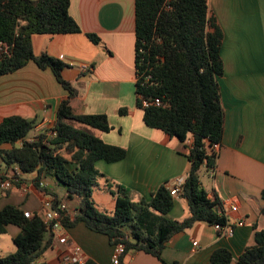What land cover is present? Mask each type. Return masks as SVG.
<instances>
[{
	"label": "crops",
	"instance_id": "crops-1",
	"mask_svg": "<svg viewBox=\"0 0 264 264\" xmlns=\"http://www.w3.org/2000/svg\"><path fill=\"white\" fill-rule=\"evenodd\" d=\"M70 2V14L81 33L35 35V55L46 54L68 65L62 75L78 91L77 98L71 103L73 112L107 115L113 130L110 133L96 131V135L107 144L127 150L123 161H99L96 164L105 176L100 185L104 186L106 180H110L130 190L133 201L149 199L162 185L186 177L192 140L184 144L161 130L148 127L143 110L137 106L136 1ZM209 2L211 13L224 33L221 49L224 75L219 79V85L225 111V132L218 149L217 168L209 172L212 184L207 187L201 182L210 199L218 198L223 203L230 224L239 220H245L246 224L237 227L233 237L219 234L208 223H198L176 234L162 254L168 264H210L213 253L219 249L229 250L236 264L243 252L255 245L256 232L264 230V0ZM90 34L99 37L101 42L93 43L88 37ZM226 47L233 56H225ZM67 96L51 69L42 70L30 62L21 70L0 77V124L14 116L34 121V133L27 138L33 141L54 128L59 107ZM123 109H127L126 115L120 114ZM22 145V141L17 143V147ZM10 148V145L2 147L4 150ZM16 170H7L0 157L1 174L10 177ZM36 177L37 174H20L19 181L10 190L0 189V212L12 205L41 215L45 195L35 186ZM42 182L51 194L67 202L70 216L74 218L78 214L79 200L76 199L78 205L73 213L67 195L60 197L54 189V186H60L56 178L47 177ZM24 187L27 192L23 191ZM106 193L110 195V207L95 200L101 211L116 206V197L107 190ZM232 207H238V211L231 212ZM186 210V200L178 198L171 217L183 220ZM21 232L19 227L10 225L6 235L14 242ZM64 233L69 245L81 247L88 261L112 264L114 245L107 236L90 231L82 222L71 228L65 226ZM194 242L199 245L195 247ZM66 250L70 248L54 239L35 264H63L61 254ZM9 252L15 253L16 247H11ZM0 255L8 254L0 249ZM123 261L124 264H162L144 252H130Z\"/></svg>",
	"mask_w": 264,
	"mask_h": 264
},
{
	"label": "trees",
	"instance_id": "trees-1",
	"mask_svg": "<svg viewBox=\"0 0 264 264\" xmlns=\"http://www.w3.org/2000/svg\"><path fill=\"white\" fill-rule=\"evenodd\" d=\"M135 1L137 106L143 110L148 127L184 144L192 140L187 155L190 167L179 197L187 202L188 216L183 220L171 217L177 198L168 183L149 199L133 201L130 190L106 180L104 188L116 197V206L110 213L98 209L93 194L105 176L96 164L123 161L127 150L96 135V131L113 130L107 115L73 112L71 103L78 91L62 75L68 65L46 54L36 56L33 49L35 35L81 33L70 14V0H0V77L34 62L42 70L51 69L68 93L52 129L54 138L48 132L30 142L27 138L35 122L18 116L6 118L0 124V157L7 170L18 168L26 175L37 174L34 184L46 195L51 192L42 188L41 182L55 177L66 188L68 200H79L78 214L63 221L66 227L82 222L90 231L107 236L113 245L123 243L126 254L144 252L168 264L162 254L176 234L198 223H227L220 214L223 203L210 199L200 178L202 169L216 170L219 152L215 146L222 145L225 132L219 85L224 75V33L211 13L209 0ZM88 37L95 44L101 42L96 35ZM157 100L160 105L155 104ZM143 101L150 105L145 108ZM127 113V109L120 111L121 115ZM19 141L23 142L21 147H17ZM4 145L11 148L4 150ZM262 195L264 198V192ZM10 225L22 232L14 239L16 252L0 255V264H33L54 241L38 214L26 218L25 211L12 205L0 212V236L7 234ZM210 264H234L232 253L216 250ZM236 264H264V230L256 232L255 245L247 248Z\"/></svg>",
	"mask_w": 264,
	"mask_h": 264
},
{
	"label": "built area",
	"instance_id": "built-area-1",
	"mask_svg": "<svg viewBox=\"0 0 264 264\" xmlns=\"http://www.w3.org/2000/svg\"><path fill=\"white\" fill-rule=\"evenodd\" d=\"M84 68L88 69V66ZM156 105H160V101L155 102ZM150 104L147 101H143V106L146 108ZM50 138H54L56 133L51 129L48 133ZM32 142V141H30ZM215 149H219V146L216 145ZM20 174H23L18 168L12 176H8L4 178L5 175L0 173V189L4 191L10 190L15 183H17L20 179ZM185 183V177L177 178L170 184H168V189L171 191V194L175 196L177 199L180 197L181 187ZM41 187L47 189V185L44 182H41ZM24 192H27V188H23ZM45 199L43 203V213L39 215L44 222L47 230L53 235V238L59 242V244L70 248V250H66L61 254V259L63 264H87L88 259L87 256L84 254L81 247L77 245H69L68 236L64 233L65 232V225L63 223L64 219L70 216L69 206L58 199L52 194H45ZM238 207H232L231 212H237ZM222 216L226 218V211H222L220 213ZM33 213L25 212L26 218H32ZM227 220V218H226ZM245 220H239L234 224H230L227 221L226 225L222 226L219 224L214 225L213 227L215 230L226 237H233L235 233V229L237 227L245 226ZM197 247L199 244L198 242H194L193 244ZM126 247L123 243H117L114 245V250L112 254V264H123L124 257L126 256ZM35 264V262L33 263Z\"/></svg>",
	"mask_w": 264,
	"mask_h": 264
},
{
	"label": "rangeland",
	"instance_id": "rangeland-1",
	"mask_svg": "<svg viewBox=\"0 0 264 264\" xmlns=\"http://www.w3.org/2000/svg\"><path fill=\"white\" fill-rule=\"evenodd\" d=\"M224 52H225V56H226V54L228 56L230 55V57L233 56L232 55L233 52L228 47H226V49H225ZM33 133L34 132H32L31 135ZM200 178H201V181H203V183H205L207 185V187H210V185L212 184V179L209 176V172H207L206 169H202L201 170V172H200ZM54 189H55V191L57 192V194L60 197H65L67 195V190L62 185H60L58 187H55L54 186ZM129 193H131V192H129ZM104 197H106V198H104ZM132 198H135V197H132ZM93 199H94V201L96 200V203H98V204L101 203L103 205H106L107 207H110V201H111L110 195H108V193H106V189L104 188L103 185L100 188L95 189L94 194H93ZM68 203L70 204V206L72 208V212L75 213L76 212L77 205H78L77 200L76 199L73 200V201L69 200ZM98 209L100 210L101 208L99 207ZM113 209L112 210H109V208H107V210H104V211L110 213V212L113 211ZM187 216H188V211L186 210V215H185L184 218H186ZM14 246H15V244H14L13 240L9 236H7V235L0 236V249H1V251L3 253L9 255L10 248L11 247L13 248Z\"/></svg>",
	"mask_w": 264,
	"mask_h": 264
}]
</instances>
